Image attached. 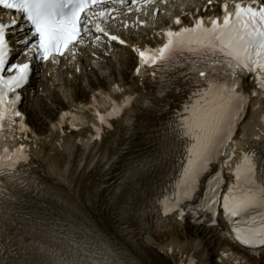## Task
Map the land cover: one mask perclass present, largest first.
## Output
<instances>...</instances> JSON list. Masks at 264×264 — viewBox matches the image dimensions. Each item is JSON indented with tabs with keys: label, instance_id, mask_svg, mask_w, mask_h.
Masks as SVG:
<instances>
[{
	"label": "snow or ice",
	"instance_id": "snow-or-ice-1",
	"mask_svg": "<svg viewBox=\"0 0 264 264\" xmlns=\"http://www.w3.org/2000/svg\"><path fill=\"white\" fill-rule=\"evenodd\" d=\"M149 3L156 0H143V4ZM140 4L141 0H0V10L14 16L10 23L0 22V177L15 179L18 166L29 159L24 141L31 130L19 105L39 64L49 60L59 63L66 52L75 57L78 45L89 38L99 43L106 37L125 45L126 38L110 34L106 24L117 19L121 8L140 11ZM154 35L164 38L156 47L131 46L138 55L137 77L147 68L153 78L158 70L172 71L188 89L182 111L175 113L178 135L186 138L187 144L172 196L164 198L165 215L178 209L179 218L184 219L187 210L201 223L200 216L209 213L216 224L217 210L222 208L235 240L258 253L264 249V155L242 153L222 201L221 173L205 177L221 148L228 150L225 163L235 154L232 137L245 104V96L237 91L241 76L255 73L256 85L264 94V0H206L191 15L176 16L170 26ZM177 57L184 58L182 65L176 63ZM113 91L123 93L125 89ZM175 91L180 93L183 88ZM132 99L131 95L125 97V104ZM113 105L106 115L95 112L100 125L107 123V117L119 116L124 106H115L116 101ZM68 115L63 112L60 120ZM91 127L95 129L92 139H99L101 127L96 123ZM171 155L165 149L131 157L125 162L121 180L135 182L146 171L163 167ZM197 197L198 202L192 203ZM0 253L7 254L0 255V264H127L115 258L111 247L93 246L59 228L55 220L25 214L2 202ZM245 264L253 262L246 259Z\"/></svg>",
	"mask_w": 264,
	"mask_h": 264
},
{
	"label": "bare ground",
	"instance_id": "bare-ground-1",
	"mask_svg": "<svg viewBox=\"0 0 264 264\" xmlns=\"http://www.w3.org/2000/svg\"><path fill=\"white\" fill-rule=\"evenodd\" d=\"M125 55L129 61L133 60L129 50L122 52V57ZM109 79H115V75H110ZM34 87V83L31 84L29 91ZM68 92H73L71 86ZM162 95L150 91L136 104V113L154 107ZM49 98L56 99L57 94L54 92ZM25 109L34 121L37 118L35 110L39 109L40 113H44L48 107L34 94L32 98L30 95L26 96ZM263 109L264 106L261 105L258 111ZM142 127L132 117L119 124L109 140L97 145L80 146L66 137L62 150L55 145L53 135L43 134L37 150L38 179L46 193L57 198L64 207L61 211L54 208L45 218L55 220L59 226L62 222L68 226L67 231L77 236L90 234L93 237H108L109 225L118 222L114 214L122 212L137 196L142 195L139 181L143 174L132 183L121 180V173L126 171L125 162L131 157H141L148 152L145 144L139 141ZM144 200L141 198L139 202ZM138 215L146 218L149 223L145 239L158 247L169 262H174L177 255L188 254L190 251L202 257L203 252L199 251V247L204 241L198 238L196 241L182 242L174 238L170 243L160 245L155 241V237L159 235L157 228L162 230L173 227L174 224L161 223L147 212ZM169 245L173 246L172 252H168Z\"/></svg>",
	"mask_w": 264,
	"mask_h": 264
}]
</instances>
